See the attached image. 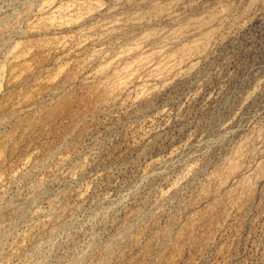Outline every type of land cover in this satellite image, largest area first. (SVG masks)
Listing matches in <instances>:
<instances>
[{
    "label": "rangeland",
    "instance_id": "374dc122",
    "mask_svg": "<svg viewBox=\"0 0 264 264\" xmlns=\"http://www.w3.org/2000/svg\"><path fill=\"white\" fill-rule=\"evenodd\" d=\"M0 264H264V0H0Z\"/></svg>",
    "mask_w": 264,
    "mask_h": 264
}]
</instances>
